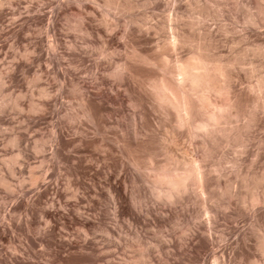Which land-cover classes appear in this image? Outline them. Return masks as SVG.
Here are the masks:
<instances>
[{
  "label": "rangeland",
  "instance_id": "374dc122",
  "mask_svg": "<svg viewBox=\"0 0 264 264\" xmlns=\"http://www.w3.org/2000/svg\"><path fill=\"white\" fill-rule=\"evenodd\" d=\"M117 1L0 0V253L8 264H217L218 260L264 264L256 241L264 232V202H243L246 189L240 178L264 177V87L258 88L264 74V0H201V5L197 0H176L171 9L168 0H120L128 3L124 10L116 8ZM171 28L188 33L193 44L205 35L201 40L210 54L234 61L229 69L230 96L238 99L241 110L220 123L222 131L191 140L185 128H171L172 113L168 111V118L148 90V77L156 76V70L133 62L138 55L159 60L156 47ZM50 42L56 52H51ZM133 45L138 52L130 59ZM191 46L175 49L185 56ZM172 50H165L169 59L177 54ZM124 62H129L133 76L118 71L117 65ZM77 83L84 85L83 90ZM96 87L117 98L96 105L91 121L84 114L82 92L88 89L86 93L94 98ZM43 91L49 96H42ZM211 99L222 102L225 95ZM251 111L256 116L253 121ZM140 115L145 117L143 123ZM139 129L145 135L136 136ZM39 137L46 143L36 152L33 146ZM204 138L212 143L205 163L214 199L204 204L195 187L183 193L182 200L158 199L156 167L172 155L182 159L202 153ZM125 139L132 144L126 146ZM139 144L144 148H137ZM178 165L175 161L172 167ZM31 175L39 177L36 183ZM114 177L121 192L127 193V211L118 217L108 188ZM135 194L137 203L130 198ZM31 195L34 204L29 211ZM49 206L54 214L51 221L42 214ZM214 212L217 222L212 223L213 244H209L206 229ZM190 227L202 237L199 248H191ZM84 240L89 246L72 254L76 243ZM69 255L74 256L65 259Z\"/></svg>",
  "mask_w": 264,
  "mask_h": 264
},
{
  "label": "bare ground",
  "instance_id": "6f19581e",
  "mask_svg": "<svg viewBox=\"0 0 264 264\" xmlns=\"http://www.w3.org/2000/svg\"><path fill=\"white\" fill-rule=\"evenodd\" d=\"M120 1V0H119ZM119 1H117V3L115 2V6L116 8L119 9H126L128 7V3L122 4ZM150 1V0H149ZM157 1V0H156ZM162 1V0H159ZM190 1V0H189ZM201 0H197V2L200 4ZM81 2V1H80ZM110 2V1H109ZM152 2H155V0H152ZM163 2V1H162ZM194 2V1H193ZM196 2V3H197ZM206 2V1H205ZM210 2V1H209ZM262 2V1H261ZM156 3V2H155ZM168 4H171L170 9L174 8V6L176 5V0H168L167 1ZM195 3V4H196ZM197 3V4H198ZM220 3V2H219ZM113 4V3H112ZM142 4V3H141ZM146 4V3H145ZM82 5V4H81ZM80 5V6H81ZM104 5V4H103ZM207 5V4H206ZM112 6V5H110ZM225 6V5H224ZM244 6V4H243ZM247 6V5H246ZM245 6V7H246ZM79 7V6H78ZM200 7V6H199ZM249 7V6H248ZM247 7V8H248ZM112 8V7H111ZM82 9V6H81ZM86 9V8H85ZM176 9V8H175ZM246 9V8H244ZM174 10V9H173ZM171 10V11H173ZM201 10V9H199ZM248 10V9H247ZM41 13V12H40ZM82 13V12H81ZM91 13V12H90ZM247 13V12H246ZM178 14V13H177ZM90 15V14H89ZM249 15V14H248ZM252 15V14H251ZM54 16V15H53ZM253 16V15H252ZM80 17L83 19V16L80 15ZM255 17V16H254ZM179 18V17H178ZM256 18V17H255ZM124 19V18H123ZM148 19V18H147ZM176 19V18H175ZM257 19V18H256ZM107 20V19H106ZM52 21V20H51ZM173 21V20H172ZM50 22V21H49ZM103 22V21H101ZM138 22V21H137ZM254 23L257 24V20L253 19ZM105 23V22H103ZM112 23V22H111ZM16 24V23H15ZM109 24V23H108ZM107 24V25H108ZM134 24V23H133ZM49 25V24H48ZM52 26H54V23H52ZM171 26V25H170ZM169 26V27H170ZM87 27V26H86ZM109 28V26H108ZM153 28V27H152ZM54 29V28H53ZM141 29V28H140ZM154 29V28H153ZM89 30V29H88ZM131 31V29H130ZM171 33L166 36L165 41L160 45L156 47V51L159 54L160 58L159 60H156L155 58H150L147 55H138L137 57L135 56V58L133 59V55H135V53L137 54V49L135 47V45H133V50H132V54L130 59H133V62L135 63H140L142 65H145L146 67H149L151 69L156 70L157 75L156 76H151L148 77V90L150 92L153 93V95L155 96V98L159 101V103L161 105L164 106V108L167 110V117L169 118L170 116L168 111L172 113L173 115V121H172V125L171 128L173 129H182L185 128L187 131V135L188 137L191 138V140L193 138H196L198 135H203V136H210L212 133H214V131L219 130L220 129V123H224V120L231 116L232 114L237 115L238 112L241 110L240 106H239V101L238 99L234 96L231 97L230 96V90H232L233 84H232V79L229 75V69L230 67H232L233 62L231 60H222L225 58L220 59V57H216L212 54H210L207 50V45L205 46V44L203 43V41L201 40L203 37H205V35L201 38L199 37L198 40H194L196 43L193 44V37L191 39V37H189L190 35H188V33L186 34L185 31H181V32H177V31H172L171 28ZM55 32V31H54ZM132 33V32H131ZM157 33V32H156ZM56 34V33H54ZM167 35V34H166ZM56 36V35H54ZM53 37V34H52ZM108 37V36H107ZM56 38V37H55ZM125 38V37H124ZM191 39V40H190ZM57 40V39H56ZM55 40V41H56ZM164 40V39H163ZM207 40V38H206ZM53 45L54 44V40H50ZM50 42V46L52 49L51 52H56V50L54 51V49L52 48L53 46L51 45ZM60 42V41H59ZM206 43V42H205ZM57 44V42H56ZM191 44L193 45V47L191 46ZM137 45V44H136ZM184 46V45H188L191 46L192 48L188 51V53L185 56H180L178 53V49L176 50L175 47L176 46ZM37 46V45H36ZM56 48L58 45H55ZM156 46V45H155ZM38 47V46H37ZM36 47V48H37ZM36 48H34V51L36 50ZM55 48V49H56ZM177 48V47H176ZM186 48V47H185ZM170 49H174L172 50V52H176L177 54L172 57L171 59H169V57L167 58V55H165L166 51L165 50H170ZM86 50V49H85ZM140 52V51H139ZM141 53V52H140ZM171 53V52H170ZM48 54V53H47ZM142 54V53H141ZM31 55V54H30ZM54 55V54H53ZM104 55V54H103ZM111 55V54H110ZM179 55V56H178ZM133 56V57H132ZM173 56V54H172ZM157 58V57H156ZM236 60V59H235ZM129 63V62H128ZM128 63L124 62L121 63L119 65H117V69L119 70H123L122 75L125 73L129 74L130 76H133V74L131 73V71H129V67H128ZM19 64V63H18ZM17 64V65H18ZM14 65V64H13ZM16 65V64H15ZM14 65V66H15ZM137 65V64H136ZM242 65V64H241ZM234 66V65H233ZM236 67V66H235ZM98 67H96L97 69ZM14 69V68H13ZM254 69V68H253ZM236 70V69H235ZM97 71V70H96ZM95 71V73H96ZM114 72L113 74H117L119 72ZM256 71V70H255ZM63 73V72H62ZM96 75V74H95ZM96 77H99L96 75ZM120 77V76H119ZM258 78V77H257ZM106 79V78H105ZM100 81V80H98ZM97 81V82H98ZM81 82V81H80ZM102 82V81H101ZM99 83V82H98ZM100 84V83H99ZM98 84V85H99ZM102 84V83H101ZM77 87L79 89L84 88L83 84L77 83L76 84ZM92 86V85H91ZM103 87V85H101ZM95 87V86H94ZM110 87V85H109ZM253 87H255L253 85ZM259 87H264V74L260 75L259 79H258V88ZM97 90L93 91L94 93H92L94 95V98L90 97L91 95L87 94V91H83L85 93L82 92L83 98H84V114L86 116V118H88L91 121H94L95 119V108H97L96 105H98V107L100 106V104L102 102H105L106 100H111V99H115L117 97H115V95H109V94H103L102 90H100L99 87H96ZM112 87H110L111 89ZM126 88V87H125ZM256 88V87H255ZM108 89V87H107ZM257 89V88H256ZM83 90V89H82ZM114 90V89H113ZM117 90V89H116ZM112 91V90H111ZM118 91V90H117ZM89 92V91H88ZM106 92V90H105ZM114 91H112L113 93ZM115 93V92H114ZM113 93V94H114ZM42 96L47 97L49 96L48 92L43 91L41 92ZM116 94V93H115ZM46 95V96H45ZM215 95V96H219V95H225V100L222 102H218L217 100H212L211 96ZM117 96V95H116ZM240 98V97H239ZM125 99V98H124ZM45 100L48 101V99L46 98ZM119 100V99H118ZM130 100V98H129ZM51 101V100H50ZM83 101V100H82ZM133 102V100H132ZM241 102V101H240ZM41 103V102H40ZM39 103V104H40ZM116 103V102H115ZM134 103V102H133ZM255 103V102H254ZM38 104V105H39ZM20 105V104H18ZM46 105V104H45ZM257 105V104H256ZM255 105V106H256ZM41 106L40 108L44 107L43 104L39 105ZM39 106L36 107L39 108ZM33 107V106H32ZM253 107V106H252ZM35 109V107L33 108ZM163 110V109H162ZM246 110V109H245ZM244 111V110H243ZM249 112V111H248ZM247 112V113H248ZM165 114V113H163ZM244 114V113H243ZM142 115V114H141ZM140 115V122L143 123L142 119L144 120L145 117L141 118ZM239 117V116H236ZM244 117H247L246 115ZM255 114L252 113V111L249 113V120L253 121L255 120ZM234 118V117H233ZM248 118V117H247ZM231 119V118H230ZM237 119V118H236ZM235 119V120H236ZM239 119V118H238ZM99 120V119H98ZM96 122V121H95ZM165 122V120H164ZM243 122V121H242ZM240 123V122H239ZM231 124V123H230ZM238 124V123H237ZM243 124V123H242ZM248 124V123H247ZM143 125V124H142ZM141 125V126H142ZM223 125V124H222ZM221 125V127H222ZM229 125V124H228ZM170 126V125H169ZM224 126H227V123L224 124ZM231 126V125H230ZM230 126H228L230 128ZM235 126V124H234ZM167 127V126H166ZM233 127V126H232ZM231 127V128H232ZM239 127V126H238ZM135 128V127H134ZM141 128V127H140ZM228 128V129H229ZM230 128V130H231ZM242 129V128H241ZM221 130V129H220ZM222 131V130H221ZM236 131V130H235ZM242 131V130H241ZM63 133V131H62ZM174 133V132H173ZM172 133V135H173ZM226 133V132H225ZM60 134V133H59ZM219 134V132H218ZM231 134V133H230ZM57 135V133H56ZM122 135V134H121ZM135 135H145V132L142 131L141 129L136 130L135 131ZM170 135V134H169ZM183 135V134H182ZM216 135V134H215ZM226 135V134H225ZM246 135V134H245ZM18 136V135H17ZM134 136V135H133ZM135 136V137H136ZM58 137V135L56 136ZM161 137V136H160ZM221 137V136H220ZM227 139V142L229 140V135L228 136H224ZM232 137V136H231ZM236 137V136H235ZM59 138V137H58ZM57 138V139H58ZM124 138V137H123ZM138 140V137H136ZM171 138V137H170ZM181 138V137H180ZM211 138V137H210ZM215 138V137H214ZM245 138V137H244ZM17 139V137H16ZM15 139V140H16ZM44 138H36L34 141V149L37 152H41L43 146L46 143V140L44 142L43 140ZM82 139V138H81ZM140 139V138H139ZM197 139V138H196ZM217 139V138H216ZM224 139V138H223ZM235 139V138H233ZM136 140V139H135ZM174 140V139H173ZM187 140V139H186ZM185 140V142H186ZM245 140V139H244ZM17 141V140H16ZM59 141V139H58ZM56 141V142H58ZM78 141V140H77ZM83 141V139H82ZM140 141V140H139ZM144 141V140H143ZM210 141V140H209ZM209 141L204 138L201 142V148L203 149L202 153H199V151L197 152H193L196 153L195 155H191V158H183L182 159H177L172 156L168 157L167 160H165V162L161 163L159 166L156 167V175L154 177H156L155 180V186H154V191L156 194V197H158V199H166V200H171L170 202H175L176 198L179 197V199L183 198L185 192L188 191V189H190L191 187H195V189L197 190L199 195L203 196V203L205 204L206 201L210 198H213L214 195L211 192V186H212V182L209 180V170L207 168V165L205 163V160L207 159V157L210 155V151H211V146ZM233 141V140H232ZM243 141V140H242ZM19 142V141H17ZM145 142V141H144ZM162 142V141H161ZM160 142V143H161ZM213 142V141H212ZM220 142V141H219ZM235 142V141H234ZM80 143H82L80 141ZM137 143V141H136ZM240 143V142H239ZM125 144L126 146L131 145L132 142L130 139H125ZM144 144V143H143ZM147 144V143H146ZM172 144V143H171ZM228 144V143H227ZM59 146V144H57ZM56 145V146H57ZM160 145V144H159ZM218 145V144H217ZM215 145V146H217ZM239 145V144H238ZM55 146V147H56ZM58 146L56 148H58ZM170 146V145H169ZM198 146V145H197ZM132 147V146H131ZM130 147V148H131ZM144 148V146L141 144H139L137 146V148ZM148 147V146H147ZM196 147V146H195ZM200 147V146H199ZM213 147V146H212ZM60 148V147H59ZM129 148V147H128ZM129 148V149H130ZM134 148V147H133ZM148 149V148H147ZM197 149V148H196ZM214 149V148H213ZM54 150V149H53ZM64 150V149H63ZM132 150V149H131ZM129 151V156L131 157V160L136 163L137 159L136 157L133 155L132 151ZM144 150V149H143ZM163 150V149H162ZM215 150V149H214ZM213 151V150H212ZM57 152V150H56ZM134 152V151H133ZM159 152V151H158ZM170 155V154H169ZM168 155V156H169ZM17 156H21L18 152ZM19 158V157H18ZM156 158V157H155ZM167 158V157H166ZM238 158V157H237ZM130 160V161H131ZM149 160V159H148ZM151 161V160H150ZM178 162L181 163V166H179V168H175V166L172 167L173 162ZM155 162V161H154ZM242 162V161H241ZM175 165V164H174ZM152 166V165H151ZM177 167V166H176ZM225 167V166H224ZM210 168V167H209ZM211 169V168H210ZM154 170V169H153ZM144 171V170H143ZM15 172V171H14ZM231 173V172H229ZM13 174V171H12ZM110 174H112L110 172ZM256 174V173H255ZM15 176V173L13 174ZM251 175V174H250ZM239 176V174H238ZM249 176V174H248ZM246 175H240L241 178V183L243 185V187L246 189L245 194H242V200L243 202H251L253 204L257 203V202H264V191L261 190V192L259 191V187L261 186V184L264 183V177L262 176H253V177H248ZM38 176L35 175H31V182L36 183L38 180ZM119 179V178H118ZM153 179V178H152ZM2 180H0L1 182ZM4 181V180H3ZM153 181V180H152ZM19 182V181H18ZM220 182V181H219ZM3 185H5V187L7 186L9 188V186L11 184H6L7 182H2ZM20 183V182H19ZM1 184V183H0ZM44 184V183H43ZM227 184V183H226ZM219 187H221V184H217ZM230 185V184H228ZM227 185V186H228ZM22 186V185H21ZM264 186V185H263ZM262 186V187H263ZM36 187V186H35ZM213 187V186H212ZM261 187V188H262ZM13 188L10 186V189ZM16 187H14L15 189ZM47 188V187H46ZM45 188V189H46ZM109 196H110V201L112 203V209H113V214L115 217H118L119 215L125 213L127 211V207L125 205L126 203V199H127V193L126 192H121L120 189V185L118 184V180L116 177L113 178V181L110 182L109 184ZM218 188V187H217ZM13 189V190H14ZM17 189V188H16ZM15 189V190H16ZM41 189V187L39 188ZM220 189V188H219ZM192 190V189H191ZM38 191V190H37ZM41 191V190H39ZM56 192H58L56 190ZM55 192V193H56ZM217 192V191H216ZM220 192V191H219ZM222 192V191H221ZM24 193V192H23ZM239 193V192H238ZM237 193V194H238ZM35 194V193H34ZM183 194V195H182ZM187 194V193H186ZM221 194V193H220ZM224 194V193H223ZM235 194V193H234ZM236 194V195H237ZM33 195V194H32ZM32 195L30 196L29 201L26 204V208L27 210L29 209V211L31 210V206L32 204H34V200H32ZM36 195V194H35ZM130 195V194H129ZM20 196V195H19ZM56 196V195H55ZM181 196V197H180ZM241 196V195H240ZM16 197V196H15ZM132 197V199L134 201L137 200V195H133L130 196V198ZM19 198V197H18ZM36 198V196H35ZM77 198V196H76ZM129 198V199H130ZM28 199V198H27ZM34 199V198H33ZM59 199V198H58ZM139 199V198H138ZM175 199V200H174ZM214 199V198H213ZM225 199V198H224ZM20 200V199H19ZM173 200V201H172ZM16 201V200H15ZM61 201V199H60ZM133 201V203H134ZM139 201V200H138ZM18 202V200H17ZM48 202V201H47ZM216 202V201H215ZM69 203V202H68ZM137 203V201H136ZM135 203V204H136ZM141 203V202H140ZM156 203V202H155ZM177 203V202H176ZM210 203V202H209ZM213 204V203H211ZM215 204V203H214ZM242 204V203H241ZM13 205V204H12ZM53 205V204H52ZM51 205V206H52ZM202 205V204H201ZM245 206V205H244ZM18 207V204H14L13 205V210H16ZM33 207V206H32ZM43 207V206H42ZM54 207V206H53ZM52 207V209H53ZM48 209H43L42 210V214L43 216L49 218V220L51 221L53 219V212L51 210H49L50 206L47 207ZM206 208V207H204ZM246 209V208H245ZM166 211V210H165ZM171 211V210H170ZM9 212V211H8ZM33 212V211H32ZM79 212V211H78ZM148 212V210L146 211ZM150 212V211H149ZM208 212V211H207ZM26 213V212H24ZM151 213V212H150ZM157 213V212H156ZM259 213V212H258ZM7 214V213H6ZM10 214V213H9ZM18 214V213H17ZM27 216L29 217L28 213H26ZM149 214V213H147ZM30 215V214H29ZM132 215V213H131ZM153 215V214H151ZM42 216V217H43ZM217 215H215V212L213 215L209 216L208 218V228L205 229L208 230V235H207V242H209V244H213L212 242V225L215 224L214 222L216 221L215 219H217L216 217ZM261 216V215H260ZM12 217V216H11ZM31 217V215H30ZM29 217V218H30ZM41 217V218H42ZM129 217V216H128ZM135 217V216H134ZM156 217V216H155ZM262 217V216H261ZM130 218V217H129ZM138 218V216H137ZM206 218V217H205ZM260 218V217H259ZM43 219V218H42ZM134 219V218H133ZM30 220V219H29ZM48 220V219H47ZM161 220V219H160ZM264 220V219H263ZM28 221V220H27ZM46 221V218H45ZM50 221H46L48 224L50 223ZM86 222V221H85ZM116 222V221H115ZM217 222V221H216ZM11 223V222H10ZM45 223L48 227L51 224H47ZM52 223V222H51ZM202 223V222H201ZM200 223V224H201ZM213 223V224H212ZM27 224V222H26ZM202 225V224H201ZM200 226V225H199ZM198 226V227H199ZM28 227V225H27ZM31 227V226H30ZM30 227H28L27 229H29ZM194 227L196 228L195 224ZM47 227L45 226V229ZM116 229L115 227H111ZM191 231L193 230L192 227ZM264 228V226H263ZM12 229V228H11ZM51 229V228H50ZM197 229V228H196ZM196 229L191 231L190 234L192 235V241H191V248H199L201 246L202 243V237L196 232ZM214 229V228H213ZM262 229V228H261ZM30 230V229H29ZM28 230V231H29ZM48 230V228L46 229ZM132 230V229H131ZM189 230V228H188ZM199 230V229H198ZM4 231V229H3ZM259 231V230H257ZM256 231V232H257ZM31 232V231H30ZM29 232V233H30ZM45 232V231H43ZM47 232V231H46ZM200 232V231H199ZM260 232V231H259ZM263 232V231H261ZM109 233H111V231H109ZM184 233V232H183ZM187 233V232H186ZM188 234V233H187ZM110 235V234H109ZM89 236V234H88ZM141 236V235H140ZM61 237V236H60ZM188 238L189 235L187 236ZM204 237V236H203ZM2 238V229L0 228V239ZM86 238V237H85ZM26 239V238H25ZM60 239V238H59ZM69 239V238H68ZM113 239V238H112ZM73 240V239H72ZM27 241V240H26ZM204 241V240H203ZM257 245L259 246L258 248H260V250L262 251V253H264V232L262 234H260L257 237ZM115 242V241H114ZM180 242V241H178ZM187 242V241H186ZM116 243V242H115ZM184 243V242H183ZM256 243V242H255ZM72 244V242H71ZM173 244V242H172ZM179 244V243H178ZM182 244V242H181ZM180 244V245H181ZM189 244V242H188ZM29 245V242H28ZM179 245V248L181 250V247ZM187 245V244H186ZM185 245V246H186ZM31 246V245H30ZM87 240H84L82 243H76L75 247L77 248L76 251H72V254H80L82 253L83 249L87 248ZM176 247V246H175ZM188 247V245H187ZM64 248V247H63ZM69 248V247H68ZM15 250V246L13 248ZM17 250V247H16ZM57 250V249H56ZM190 251V250H189ZM192 251V249H191ZM36 252V251H35ZM50 252V251H49ZM71 252V251H70ZM86 252V251H85ZM216 252V251H214ZM213 252V253H214ZM181 253V251H180ZM189 253V252H188ZM4 253H0V264H8V262L5 261L4 259ZM30 254V253H29ZM28 254V255H29ZM67 254V253H65ZM187 254V253H186ZM185 254V255H186ZM216 255V253H214ZM213 254V255H214ZM31 255V254H30ZM36 255V254H35ZM74 255H69L67 256L65 259H68L70 257H73ZM193 255V254H192ZM214 255V256H215ZM263 255V254H262ZM65 256V255H63ZM180 256V255H179ZM232 256V255H231ZM32 257V256H31ZM143 259V256H141ZM187 257V256H186ZM173 258V257H172ZM181 258H184L181 257ZM191 257H189L190 259ZM224 258V257H223ZM222 258V259H223ZM175 259V258H173ZM178 259V258H177ZM216 259V258H215ZM30 260V259H29ZM51 260V259H50ZM218 259H216L217 261ZM166 261V260H165ZM176 261V260H175ZM222 260H218V263H221ZM224 261V260H223ZM168 262H169V257H168ZM179 262V261H178ZM188 262V261H187ZM225 262V261H224ZM222 262V263H224ZM230 262V260H229ZM261 262V261H260ZM29 264H34L32 262H26ZM65 263V262H64ZM190 262H188L187 264H189ZM217 263V262H216ZM217 263V264H218ZM221 263V264H222ZM232 263V262H231ZM122 264V263H121ZM169 264H172V262H170ZM185 264V263H184ZM192 264V263H191ZM225 264V263H224ZM227 264V262H226ZM256 264V263H255ZM260 264V263H257Z\"/></svg>",
  "mask_w": 264,
  "mask_h": 264
}]
</instances>
